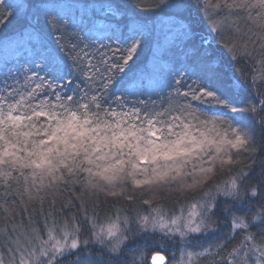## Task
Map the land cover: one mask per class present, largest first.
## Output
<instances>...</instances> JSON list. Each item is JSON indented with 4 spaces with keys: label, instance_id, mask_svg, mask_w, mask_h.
Returning <instances> with one entry per match:
<instances>
[{
    "label": "snow or ice",
    "instance_id": "snow-or-ice-1",
    "mask_svg": "<svg viewBox=\"0 0 264 264\" xmlns=\"http://www.w3.org/2000/svg\"><path fill=\"white\" fill-rule=\"evenodd\" d=\"M0 5L17 7L7 4L6 0H0ZM157 7L167 12L180 5L176 0L171 3L165 0ZM184 7L190 10L192 5ZM222 7L247 11L246 19L251 22L249 32L259 39L264 49V0H223L222 4L220 0H205V19L210 21V31L218 35L223 31L224 21L214 19L215 13L208 9ZM250 10H255V15ZM5 20V15L0 14V22ZM197 24L196 19H190L187 25L180 26V33L189 39L199 58L205 38L201 37V47L197 48ZM139 46V41L133 40L127 53L121 56L118 49L110 47L102 51L101 48L93 50L94 45L88 43L73 45L70 65L63 58L40 57L23 69V83L19 87L5 78L0 84L3 89L0 94V189H10V181L22 178L24 194L31 200L44 187L79 173L87 174L91 187H99L103 181L114 188L117 182L127 180L137 187L178 181L183 187L191 188L213 173L217 165L233 163L234 150L253 149L256 130L264 133V116H261L264 103L259 108L254 104L249 106L246 111L254 116L251 119L246 116L242 91H234L239 81L225 88L223 74L210 66L208 57L201 61L200 82L174 79L168 85L171 92L166 107L150 106L142 100L129 106L125 94L116 91L126 87L124 77L117 79L116 74L126 75ZM225 47L229 53L241 51L235 45ZM242 52L252 54L246 45ZM232 59H237V55L233 54ZM260 78L264 81V72ZM131 86L143 88L144 83L141 80ZM190 101L214 105L235 115L231 119L227 115L205 116ZM237 116L242 119L237 120ZM189 176L191 183L184 179ZM245 179L246 174L240 183L231 180L223 191L225 196L232 197L233 207L225 211L232 216L233 229L249 227L245 218L232 215L233 210L239 211L238 204L264 201V174L255 186L246 185ZM4 211L7 213L9 209ZM215 215L212 208H205L203 212H190L186 222L172 219L170 224L157 223L166 233L178 234L183 239L190 233L214 230L217 222L212 217ZM144 223H149L147 217ZM257 226L264 227V215ZM117 231L113 224L96 235L100 243H105L117 239ZM6 232V228L0 229V236ZM53 233L54 228H50L47 240L38 234L19 233L8 246L12 256L7 264H59L58 257L66 249L79 248L80 241L73 234L65 231L62 239H57ZM109 251L119 254L116 244ZM237 252L239 249L232 255L235 257ZM260 255L264 260V247ZM154 259L163 262L164 257ZM0 264H6L3 255H0Z\"/></svg>",
    "mask_w": 264,
    "mask_h": 264
},
{
    "label": "trees",
    "instance_id": "trees-1",
    "mask_svg": "<svg viewBox=\"0 0 264 264\" xmlns=\"http://www.w3.org/2000/svg\"><path fill=\"white\" fill-rule=\"evenodd\" d=\"M192 1L197 4H191L193 9H190L193 18L198 21L197 48L201 47V37L205 38L199 58L189 39L180 33V26L185 25L181 22L184 21L182 18L171 21L170 24L165 20H157L158 17L164 19L172 16L169 15V12H172L170 9L161 12L157 7L165 0H6L7 4L17 7L0 5V14L6 17L4 22H0V49L10 50L8 55L1 59L3 61L0 69H3V72L0 73V84L7 78L8 83L19 87L23 83V69L28 68L40 57L50 60L63 58L70 65L73 45L79 47L88 43L94 45L93 50L101 48L102 51H107L110 47L113 50L118 49L119 55L122 56L127 53L133 40H137L140 46L127 68L126 75L116 74L117 79L123 76L126 82L125 88L116 91L125 94L129 106L137 100H142L150 106L155 104L157 107H166L171 92L168 85L174 79H183L187 83L200 82L198 78L203 75L201 61L208 57L210 66L223 74L225 88L235 85L236 80L239 81V86L234 88V91H242L246 100L242 105L244 114L251 119L254 114L247 112V108L253 104L259 108L261 103H264V81L260 78L264 72V56L261 55L264 49L260 47L259 39L249 32L251 22L246 19L248 13L223 7L209 8V12L215 13L214 19L224 21L223 31L218 35L210 31V21L205 19V0ZM167 2L171 3L173 0ZM188 2L176 0L177 4L184 6L189 5ZM220 2L222 4L223 0ZM250 11L255 15V10ZM141 12H149V17L152 18L143 17ZM9 13L12 15L7 19ZM160 29H164V33H157ZM225 45H235L241 51L229 53ZM245 45L251 55L243 54ZM233 54L237 55V59H232ZM155 56L158 58L157 62L154 60ZM156 63L159 67L155 80L152 78L150 81L148 75H151L150 70ZM139 80L143 81V88L131 86ZM2 92L3 89L0 88V94ZM190 102L205 116L227 115V118L231 119L235 115L225 113L214 105ZM261 116H264V113H261ZM236 119L240 120L242 117L237 116ZM262 137L264 133L257 129L253 149L240 152L234 150V162L217 165L212 176L240 174L243 177L246 174L245 184L255 186L264 174ZM13 175L17 176L16 173ZM184 179L188 183L192 182L190 176ZM9 183L12 184L10 189H0V229H7L4 236H0V253L4 257L9 244L21 232L38 234L43 238L50 228L77 224L83 230L89 229L93 221L104 223L114 218L118 211L134 214L133 212L139 210L141 216H144L153 206H160L173 212L191 196V193H187L183 198L189 188L186 189L178 181L137 187L125 180L117 182L114 188L100 181L99 187H91L86 173H79L51 187H44L43 191L31 200L24 194L25 185L22 178ZM47 183L45 181L46 185ZM113 192L115 194H112ZM40 197H43L42 202ZM195 197L196 195L191 198ZM232 207V203H226L217 209L215 217L218 218L219 236L213 238V241H210L212 243L209 240L206 242L207 247H213L212 255L205 258L206 264H230L228 256L241 239L252 237L251 243L254 246L264 247V227L257 226L264 215V201L249 200L237 205L239 211L233 210L232 215L245 218L249 227L238 229L234 234L231 227L232 216L225 214V210ZM5 209L9 211L5 213ZM154 240V236L143 235L136 241L138 246L129 254L127 252L120 256L119 260L116 256L101 255L95 247H91V253L82 249L80 254L68 257L62 264H77L79 260L84 264H97V261L100 264H149V259L154 253L160 251V245ZM78 256L83 258L78 259ZM169 257L172 264L174 259L172 255Z\"/></svg>",
    "mask_w": 264,
    "mask_h": 264
},
{
    "label": "rangeland",
    "instance_id": "rangeland-1",
    "mask_svg": "<svg viewBox=\"0 0 264 264\" xmlns=\"http://www.w3.org/2000/svg\"><path fill=\"white\" fill-rule=\"evenodd\" d=\"M189 4L196 5V2L192 0H188ZM180 7H175L170 9L169 15L170 17L162 19V17H158V21L165 20L167 24L171 23V21L182 18L185 25L188 24L190 19H193L192 13L190 10L184 7L183 4H179ZM193 9V8H191ZM131 15H134L133 12H130ZM143 17H149L151 14L149 12H141ZM152 18V17H149ZM159 26V24H158ZM167 28H165L166 32ZM157 33H164V29L157 30ZM9 49L3 48L0 49V64L4 58V56L8 55ZM160 55H158L159 57ZM156 62L158 58L155 56L154 59ZM157 67H159L158 63L150 70L151 75H148V80H155V73L157 72ZM140 81V80H139ZM151 81V80H150ZM147 81V83H151ZM240 174L230 175V176H222V174H218L217 177H213L212 173L208 174V177L204 179L201 183L196 184L195 186L186 190L183 198L191 193V196L188 200L184 202V204L177 207V210L173 212L168 211L167 209L161 208L160 206H153L149 209L148 214L141 216V212L126 213L125 211H118L114 218L104 222L98 223L93 221L89 225V229L83 230L81 226L75 224L74 226H63L60 228H54V235L57 239H62L63 233L65 231L73 234L75 238L80 241V246L75 250L66 249L63 256L58 257L59 264H62V261L67 259L68 257L80 254L82 249H87L90 253L92 252L91 247H95L98 250L99 254H111L116 257H120L124 254H129L134 248L138 245L136 243L140 237L143 235L154 236L157 244L161 247L172 248L170 254L175 253V258L172 264H206L207 260L205 259L207 256H211L213 250L211 246L207 247V240L213 241L212 239H216L215 237L219 236V228H218V218L215 216L212 217L213 220L217 222L216 225H213L214 230H210L200 234H188L185 238H181L180 235L174 233H166L165 230H162L157 221L170 224L172 219H178L181 222H186L189 213L192 211H200L203 212L205 208H212L216 213L218 212V208L220 206L225 205L226 203L231 204L232 197L225 196L223 194L224 189L228 186L229 182L233 179L237 180V183H240L241 179ZM187 189V188H186ZM188 193V194H187ZM187 194V195H186ZM194 199L191 197L195 196ZM243 195V194H242ZM215 206V207H213ZM176 209V208H175ZM140 213V214H139ZM140 215V216H138ZM148 218L149 223L145 225L144 218ZM238 217V216H237ZM156 223V226L153 227V224ZM115 224L117 226V239L115 240H106L105 243H100L97 238V233L101 231V229H107L111 225ZM238 229H233V234ZM221 232V231H220ZM223 234V232L221 233ZM43 240H47V235L42 238ZM71 237L69 238V242ZM251 239H241L239 244H237L230 254V264H264V260H262L260 255V250L262 247L254 246L251 243ZM212 243V242H210ZM215 243V242H213ZM251 243V244H250ZM116 244L119 248V254H114L109 251V248ZM215 249V248H214ZM239 249V252L235 255H232L234 250ZM176 251V252H175ZM85 252V251H84ZM174 252V253H173ZM7 254H5V260L7 264V260L11 258L12 253H10L7 249ZM89 254V253H88ZM177 254V255H176ZM0 255H2L0 253ZM76 256V255H75ZM74 256V257H75ZM81 259L83 257H80ZM78 256V259H80ZM121 258V257H120ZM75 260V259H74ZM77 264H84L83 261L79 260Z\"/></svg>",
    "mask_w": 264,
    "mask_h": 264
},
{
    "label": "flooded vegetation",
    "instance_id": "flooded-vegetation-1",
    "mask_svg": "<svg viewBox=\"0 0 264 264\" xmlns=\"http://www.w3.org/2000/svg\"><path fill=\"white\" fill-rule=\"evenodd\" d=\"M225 214H227V213H225ZM225 214H223V215H225ZM172 250V248H165V247H161V249H160V251H157V252H161V253H163L167 258H168V264H171V260H170V255H172V257L175 255V253H174V255L173 254H170V251ZM157 252H155V253H157ZM176 252V251H175ZM154 253V254H155ZM109 255H111V254H107V256H109ZM111 256H113V255H111ZM230 258V256H228V259ZM120 258L118 257V260H119ZM229 261V260H228ZM149 262H150V259H149ZM116 264H120V263H116Z\"/></svg>",
    "mask_w": 264,
    "mask_h": 264
},
{
    "label": "water",
    "instance_id": "water-1",
    "mask_svg": "<svg viewBox=\"0 0 264 264\" xmlns=\"http://www.w3.org/2000/svg\"><path fill=\"white\" fill-rule=\"evenodd\" d=\"M157 256H163L164 257L163 262L155 260L154 258ZM149 264H168V258L163 253L157 252L151 257Z\"/></svg>",
    "mask_w": 264,
    "mask_h": 264
}]
</instances>
